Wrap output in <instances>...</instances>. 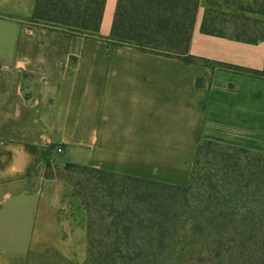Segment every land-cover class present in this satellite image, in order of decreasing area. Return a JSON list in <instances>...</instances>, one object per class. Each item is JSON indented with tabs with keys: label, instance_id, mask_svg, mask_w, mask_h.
<instances>
[{
	"label": "crops",
	"instance_id": "0c3cea01",
	"mask_svg": "<svg viewBox=\"0 0 264 264\" xmlns=\"http://www.w3.org/2000/svg\"><path fill=\"white\" fill-rule=\"evenodd\" d=\"M37 0H0V146L16 145L0 181V261L24 264L47 243L87 257V212L73 187L43 173L21 177L25 146L61 149V164L188 187L199 143L264 154V40L201 32L200 0L187 64L136 48L36 26ZM118 0H107L110 36ZM264 20V15L259 14Z\"/></svg>",
	"mask_w": 264,
	"mask_h": 264
},
{
	"label": "trees",
	"instance_id": "16d2710c",
	"mask_svg": "<svg viewBox=\"0 0 264 264\" xmlns=\"http://www.w3.org/2000/svg\"><path fill=\"white\" fill-rule=\"evenodd\" d=\"M106 1L37 0L30 22L187 64L200 61L189 54L200 0H118L110 36L103 37ZM230 17L235 16L207 9L201 32L264 40L224 33L221 26ZM5 147L0 146V167ZM25 149L33 157L21 175L27 178L38 174L41 149ZM43 176L69 183L87 212V257L81 264H264V154L203 141L188 187L69 163H47Z\"/></svg>",
	"mask_w": 264,
	"mask_h": 264
},
{
	"label": "rangeland",
	"instance_id": "374dc122",
	"mask_svg": "<svg viewBox=\"0 0 264 264\" xmlns=\"http://www.w3.org/2000/svg\"><path fill=\"white\" fill-rule=\"evenodd\" d=\"M225 7L226 13L232 14L235 17H230L231 23L221 26L224 33L232 35L239 34L248 38L264 36V25L260 22L263 17L259 14L264 10V0H220ZM17 149L16 145H7L4 148L5 155L1 159L0 180L12 178L9 175V167L13 162V151ZM61 154L57 151L38 152L39 163L36 165L34 172L44 173L47 163L61 164ZM33 160V158H32ZM53 164V165H55ZM63 168V167H60ZM62 255L47 243L34 245L31 249L27 260L24 264H67L62 259ZM77 263V262H75ZM0 264H7L0 261Z\"/></svg>",
	"mask_w": 264,
	"mask_h": 264
},
{
	"label": "built area",
	"instance_id": "2783aa9c",
	"mask_svg": "<svg viewBox=\"0 0 264 264\" xmlns=\"http://www.w3.org/2000/svg\"><path fill=\"white\" fill-rule=\"evenodd\" d=\"M57 151L60 153L61 152V149L59 148V149H57Z\"/></svg>",
	"mask_w": 264,
	"mask_h": 264
}]
</instances>
